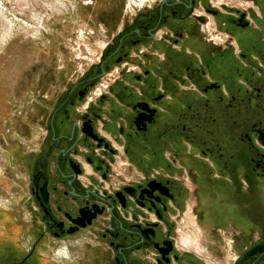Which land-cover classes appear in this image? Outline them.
Returning <instances> with one entry per match:
<instances>
[{"label": "flooded vegetation", "instance_id": "1", "mask_svg": "<svg viewBox=\"0 0 264 264\" xmlns=\"http://www.w3.org/2000/svg\"><path fill=\"white\" fill-rule=\"evenodd\" d=\"M244 2L156 0L51 99L37 146L24 134L28 116L5 129L0 144L27 174L39 238L105 246L107 264H209L178 247L189 212L231 238V264H264V216L249 210L264 188V38L253 25L259 5ZM234 201L247 205L244 222ZM93 204L102 214L68 234Z\"/></svg>", "mask_w": 264, "mask_h": 264}, {"label": "rangeland", "instance_id": "2", "mask_svg": "<svg viewBox=\"0 0 264 264\" xmlns=\"http://www.w3.org/2000/svg\"><path fill=\"white\" fill-rule=\"evenodd\" d=\"M155 1L0 0V130L5 127L4 130L7 129L10 135L15 129V120L23 121L28 116V125L25 128L23 125L24 134L35 140L33 144L38 139L40 141L41 135L36 124L40 116L49 113L51 99L64 92L70 83L97 61L111 35L128 24L139 10ZM212 1L215 4L225 1L240 6L245 0ZM254 2L259 5L253 23L254 31L262 39L264 0ZM242 48L247 49V46L243 45ZM10 122L13 126L8 128ZM30 124H33L34 129ZM0 151L2 153L1 147ZM6 158L2 154L0 162H6ZM17 176L21 182L22 178H27L24 172L17 173ZM25 187V192L31 197L30 186L27 184ZM32 199L31 202L34 201ZM233 203L241 209L238 217L244 222L247 219L246 204L239 201ZM34 208L32 224L36 239L42 241L44 238H39L38 234L43 233V229L35 202ZM249 210L259 211V216H264V188H258V198ZM259 219L262 218L254 217L252 220ZM177 229L176 240L181 251H193L209 264H231L237 256L230 237L211 234L200 228L189 212L180 218ZM18 235L20 245L21 228ZM85 248L87 252L98 255L96 261L99 264H107L111 253L108 255L99 247ZM24 250L26 253L20 245L19 258L31 248ZM37 257L35 254L34 259Z\"/></svg>", "mask_w": 264, "mask_h": 264}, {"label": "crops", "instance_id": "3", "mask_svg": "<svg viewBox=\"0 0 264 264\" xmlns=\"http://www.w3.org/2000/svg\"><path fill=\"white\" fill-rule=\"evenodd\" d=\"M242 3L239 7L248 6V3ZM4 128L0 130V139L7 142ZM0 145L4 150L3 156L7 157V161H2L0 167V264H99L96 261L98 255L87 252L84 245L74 243L77 238L71 239L68 246L57 245L56 241H51L48 237L42 241L36 239V231L32 224L34 201L32 199L31 202L30 195L25 192L27 190L25 177L21 182L17 176V173L21 174L24 171L12 163V154L7 146ZM15 156L17 161L21 159L23 156L21 149H15ZM20 228L22 250L26 253L24 249L32 248V251L22 255V258H19L18 252ZM99 248L108 252L105 246ZM35 254L38 255L36 260Z\"/></svg>", "mask_w": 264, "mask_h": 264}, {"label": "water", "instance_id": "4", "mask_svg": "<svg viewBox=\"0 0 264 264\" xmlns=\"http://www.w3.org/2000/svg\"><path fill=\"white\" fill-rule=\"evenodd\" d=\"M241 17H244V14ZM247 25H248V23L244 24L242 27H246ZM39 176H40V174H37L34 177V181L38 180ZM34 187L37 190H39V194H40L43 202L40 200L39 195L37 193H36V200L38 201L41 209L43 211H46V213H47V210L44 207V203H47V201H48V192H47V189H46L45 185H43L42 187H40L38 189V183L37 182L34 183ZM87 195H90V193L89 192H86V198H87ZM91 210L94 212L93 214H85L83 212V210H81L79 212V217L77 219H75V220H72V223L75 224L77 226V228L74 229V230H69V231H67V233L68 234H71L74 231H77L78 228H82V229L86 228L87 226L91 225L92 220L96 218V215L97 214H99V215L102 214V210H98V205L97 204H93L91 206ZM59 226H60V224H59ZM260 248L261 247H256V248L251 249L247 253H245L244 259H248L250 256H252L253 254H255L258 250H260Z\"/></svg>", "mask_w": 264, "mask_h": 264}, {"label": "built area", "instance_id": "5", "mask_svg": "<svg viewBox=\"0 0 264 264\" xmlns=\"http://www.w3.org/2000/svg\"><path fill=\"white\" fill-rule=\"evenodd\" d=\"M0 147H1V145H0ZM1 150H2V153H3V148L1 147ZM2 153H1V151H0V157L2 156ZM4 154V153H3ZM0 167H1V162H0Z\"/></svg>", "mask_w": 264, "mask_h": 264}]
</instances>
